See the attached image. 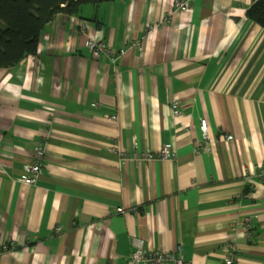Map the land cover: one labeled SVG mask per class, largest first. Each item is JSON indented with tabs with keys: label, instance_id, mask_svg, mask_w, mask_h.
<instances>
[{
	"label": "crops",
	"instance_id": "1",
	"mask_svg": "<svg viewBox=\"0 0 264 264\" xmlns=\"http://www.w3.org/2000/svg\"><path fill=\"white\" fill-rule=\"evenodd\" d=\"M256 1L87 4L57 15L35 56L0 68V264H133L135 238L152 252L180 246L190 264L229 253L264 264ZM83 22L123 56L92 55ZM202 120L212 150L196 153ZM39 146L41 176L26 185ZM163 148L176 157L141 159ZM248 217L251 239L239 227Z\"/></svg>",
	"mask_w": 264,
	"mask_h": 264
},
{
	"label": "trees",
	"instance_id": "2",
	"mask_svg": "<svg viewBox=\"0 0 264 264\" xmlns=\"http://www.w3.org/2000/svg\"><path fill=\"white\" fill-rule=\"evenodd\" d=\"M114 0H0V68H13L35 56L48 25L59 14L78 16L87 4ZM247 17L264 28V0H257Z\"/></svg>",
	"mask_w": 264,
	"mask_h": 264
},
{
	"label": "built area",
	"instance_id": "3",
	"mask_svg": "<svg viewBox=\"0 0 264 264\" xmlns=\"http://www.w3.org/2000/svg\"><path fill=\"white\" fill-rule=\"evenodd\" d=\"M177 8H179L182 11L190 10V5L188 2H179L177 3ZM82 32L88 35V40L86 42V47L90 51V53L94 56H100V55H106L112 59V62L115 63L119 59V57L123 56V52L115 54L113 50L109 47L107 43L104 41H100L96 39L95 37L91 36L89 34V31L91 29L90 24L87 22H83L81 25ZM172 110L175 118H180L181 116V110H180V104L179 102H173L172 103ZM112 120H116V117L113 116L111 118ZM200 131L202 134V141L200 142L199 146L196 149V153L201 152L202 149H206L207 152H211L212 148L209 147L210 145V132L208 124L205 120H202L200 122ZM228 141H232L233 137L228 136ZM45 157V151L42 146H39L35 151V159L33 163L27 167L26 169V176L22 180V183L26 185H35L41 176V162ZM138 159V156H136ZM159 158L161 160H167L172 159L176 157V154L170 152L168 148H163L162 151L157 155L153 154H147L141 157V159H153V158ZM260 177L262 181L264 182V164L260 167ZM118 213H123V209H118ZM239 227L243 229L244 237L251 239L252 238V219L250 217L244 218L242 222H240ZM134 243V251L130 255V260L133 264H139V263H146V264H164V263H172V264H190L187 263L184 260V256L182 253V248L179 246L177 247L176 251L174 253L169 252H152L145 249L144 240L135 238L133 240ZM230 249L232 248L231 245H229ZM3 250H7V246L2 247ZM221 264H235L234 256L232 253H229V255L223 260Z\"/></svg>",
	"mask_w": 264,
	"mask_h": 264
}]
</instances>
